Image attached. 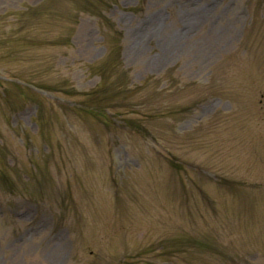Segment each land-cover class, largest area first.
Listing matches in <instances>:
<instances>
[{
  "label": "rangeland",
  "instance_id": "1",
  "mask_svg": "<svg viewBox=\"0 0 264 264\" xmlns=\"http://www.w3.org/2000/svg\"><path fill=\"white\" fill-rule=\"evenodd\" d=\"M0 264H264V0H0Z\"/></svg>",
  "mask_w": 264,
  "mask_h": 264
}]
</instances>
